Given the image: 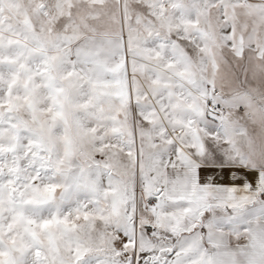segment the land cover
I'll return each mask as SVG.
<instances>
[{
  "label": "snow or ice",
  "instance_id": "6c2138e0",
  "mask_svg": "<svg viewBox=\"0 0 264 264\" xmlns=\"http://www.w3.org/2000/svg\"><path fill=\"white\" fill-rule=\"evenodd\" d=\"M0 264H264V0H0Z\"/></svg>",
  "mask_w": 264,
  "mask_h": 264
}]
</instances>
